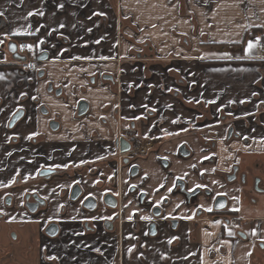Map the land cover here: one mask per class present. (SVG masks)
Returning a JSON list of instances; mask_svg holds the SVG:
<instances>
[{"label": "crops", "instance_id": "obj_1", "mask_svg": "<svg viewBox=\"0 0 264 264\" xmlns=\"http://www.w3.org/2000/svg\"><path fill=\"white\" fill-rule=\"evenodd\" d=\"M0 12V188L21 178L26 184L18 197L37 191L48 202L44 221L21 226L23 242L14 252L1 239L24 214L18 199L16 210L3 204L9 191L0 194V263L251 264L258 249L264 253V202L258 204L249 188L258 179L264 193V27H258L264 25V0H0ZM22 38L46 57L37 72L21 69L16 42ZM249 41L256 46L246 52ZM81 102L89 110L77 119ZM19 112L22 119L10 128ZM54 120L58 131L50 126ZM126 128L163 142L136 161L140 175L134 180L130 167L123 168L124 189L140 185L122 212L100 203L93 215L81 202L62 200L60 190L64 196L74 181L67 176L37 179L43 168L83 166L77 177L85 197L102 202L116 169L106 158L119 150L116 138ZM183 146L187 157L180 154ZM234 166L247 174L240 198L233 194L237 184L226 180ZM178 181L239 203L242 220L255 223L248 239L222 238L219 223L196 218ZM139 193L161 207L164 218L143 210L135 200ZM117 213L122 222L107 226ZM172 219L179 220L177 228ZM45 220L58 222L61 232L36 245Z\"/></svg>", "mask_w": 264, "mask_h": 264}, {"label": "flooded vegetation", "instance_id": "obj_2", "mask_svg": "<svg viewBox=\"0 0 264 264\" xmlns=\"http://www.w3.org/2000/svg\"><path fill=\"white\" fill-rule=\"evenodd\" d=\"M18 41L16 42V47H17ZM34 52L37 53L35 50H34ZM42 57H44V56L37 54V61H38L37 71L39 70V66H40L41 62L44 61V60L40 59ZM37 71H35V72H37ZM24 72H26V71H24ZM53 89H54L53 85L50 84L49 90L53 91ZM57 94L61 95V90H58ZM46 111L47 110L45 108L42 109V112L45 114L48 113ZM75 115H76L77 119H81L83 117V116L79 115V109L76 110ZM22 117H23L22 112H19L18 114L13 116V118H11V120L9 122L10 128H13L14 126H16L18 124V122L22 119ZM50 126H51L52 130H54V131H58L60 128L59 123L55 120L50 123ZM192 131L197 133L198 127L196 126L195 128H193ZM127 134H132V135L138 137V135L134 132V130H131L129 128L128 129L127 128L122 129V130L120 129V131L118 132V136L116 138L117 139V145L119 146V150L116 153H113L106 158V161L109 162V164H111L112 166H116V169H114L115 170L114 171L115 177L110 182V187L112 188V190L105 194L104 198L102 199V202H100L99 200H97L93 196H86L85 197L84 190L81 187V185L79 184V180L77 177L78 172L81 170V168L83 166L82 167L81 166H75V167H73L67 171H58V170H54V169H50V168H43L40 170V172L37 176V179L50 180L53 177H60L61 178V177L67 176L72 181L73 180L74 181H73V184L71 185L70 189L65 190L64 196L61 194V190H60V198H62V200H66L69 204H72V205L77 203V202H81L84 211L87 213L93 214V215H96V213L100 207V203L105 205L107 208H109L111 210H114L117 212L118 211L122 212V210L125 209L127 203L130 202L129 192L131 194L137 193L138 189H139L138 186L140 185V184L125 185V188L127 189V191H126V189H124V187H123V182H122V170H123V168L130 167V174L132 176L131 179L134 180L135 178H137L140 175V169L135 164L136 161L148 157L152 152L158 151L160 146L162 145V142H163V139L160 137L159 138L158 137L157 138H151L150 140L153 141V145L146 155L142 156V155H137V154H130V152L132 150V144L130 143ZM122 141H127L130 144V149L128 151H122V148H121V142ZM33 144L37 145L38 140H35ZM180 154L183 157H187L190 155V152L187 150L186 146H183L180 149ZM42 157H43V155H42ZM88 168L90 170L95 169L93 164H89ZM226 180L231 185L237 184V186L234 187L233 194L235 196H237V198H240V196L242 195V186H243V184L245 185L247 182V174L240 175L238 166H234L231 169L230 173L226 176ZM24 181L25 180H22L21 178H17L15 180L14 184H11L7 187L2 186L0 188V194L1 195L5 191H9V193L6 194L3 198V204L6 207H9L13 210H16V209H18L17 204H16V200L18 199L19 203H20V208L24 214L23 220L16 221V222H14V224L12 223V225L15 228H18V230L15 228L11 229V230H13V232L10 234H7L6 236L4 235L5 237L3 236L1 239V240H4V241H1V245L6 244L5 247H11L12 246L13 247L12 250H14V252L16 251V247H19V246L21 247L22 242H23V240H22L23 235L20 233L21 232V230H20L21 226H24L27 223H29V224H34V223L38 224L39 223L40 224L43 220L42 217L45 215V212H46V209L48 206L47 200L40 194V192L25 191L19 197L16 195L17 190L21 189L23 187V185L26 184V182H24ZM146 181H147L146 177H143L141 180V185L144 186L146 184ZM259 183L260 182L258 179H256L254 181L252 189L250 188V194H253L252 191H255L256 193H260L261 188H260ZM177 187H178L179 191L184 194V196L186 198V202H185L186 205L194 206V209L196 212V218H200L201 216H204L207 219H210L211 221H214L215 223L220 224V226H221V237L222 238L223 237H229V238H234L236 240H238V239L239 240H246L249 237V233L247 232V228H249L251 230L255 228V223H253L252 221L242 220L240 209H239V211H233L232 210V209L238 208V206L240 204L237 203V205H238L237 206L233 202V199L231 200L230 197H228L224 194L214 196V194L210 190H207L204 192H202L201 189H196L194 191L188 190L186 184L183 181H178ZM200 196L204 197L203 201L199 200ZM220 198L224 199L225 201L218 202V200ZM135 200L137 201V203L140 205V207L143 210L149 211L155 220H160L161 218H164L165 213H164L163 209L159 206H152V203L150 201H148L147 195L145 193H141V194L139 193L138 195H135ZM250 201L255 202L253 199H250ZM110 204H114V205H110ZM221 204L224 206L220 207ZM201 205H203V207H200ZM209 207L212 208L211 212L205 210ZM65 212H66V207H65V205H63L62 210H61L62 215H64ZM4 220H5V216L3 215V213H1L0 214V228H1V230L3 229L2 224L4 223ZM38 220H40V221H38ZM120 222H122L121 213H119V214L117 213V216L115 217V219L113 221L107 222V226L113 227L114 223L118 224ZM9 225H11V223H9ZM171 225L173 228H177V226L179 225V220L178 219H172ZM157 227H158L157 221H153L150 223V225H149L150 235H152V236L156 235V233L158 232ZM52 232L53 233L55 232V234L53 236L51 235ZM60 232H61V227H60V224L58 222H56L54 220H51V221L45 220V225L41 226V228L38 227L37 238H36L37 242L35 241V244L36 243L39 244L41 242L42 238L56 239L59 236ZM229 232L232 233L231 236L228 235ZM5 233H7V232H5ZM0 236H1V233H0ZM19 250L22 251V249H19ZM258 250H259L258 253L254 254V256L252 257L251 264H264V253L261 252V249H258ZM0 264H2V263H0Z\"/></svg>", "mask_w": 264, "mask_h": 264}, {"label": "built area", "instance_id": "obj_3", "mask_svg": "<svg viewBox=\"0 0 264 264\" xmlns=\"http://www.w3.org/2000/svg\"><path fill=\"white\" fill-rule=\"evenodd\" d=\"M26 45H32L28 40L22 39L18 41L17 53L22 58L20 66L23 71L35 72L37 71V54L32 49L29 50ZM262 46V44H260ZM130 143L132 144V150L130 154L146 155L153 145V141L150 139H139L138 137L127 134Z\"/></svg>", "mask_w": 264, "mask_h": 264}, {"label": "snow or ice", "instance_id": "obj_4", "mask_svg": "<svg viewBox=\"0 0 264 264\" xmlns=\"http://www.w3.org/2000/svg\"><path fill=\"white\" fill-rule=\"evenodd\" d=\"M59 7L60 8H63V4H61V5H59ZM34 14H36V13H32V12H29L28 13V15L29 16H32V15H34ZM39 15H41V16H43L44 15V13H42V12H40V13H38ZM3 15V13L2 12H0V16H2ZM41 27H43V25H41ZM60 27H63V25H60ZM153 27H155V25H153ZM258 27H264V25H258ZM40 31V28H37L36 29V32H39ZM89 31H91L90 29H89ZM259 40H260V38L259 37H256V43H259ZM45 41L43 40V39H41L40 41H39V44H43ZM0 43H3V41H0ZM97 43H99V41H97ZM39 44L37 45V47L39 46ZM256 46V44L255 43H253L252 41H249L248 42V45H247V48H246V52H250L254 47ZM26 47L29 49V50H31L32 49V45H26ZM14 50V49H13ZM102 59H108V57H101ZM73 59H80V57H73ZM113 59H114V57H113ZM169 91H171V89H169ZM253 95H255V93H253ZM209 103H214V101H209ZM241 103H243V101H241ZM137 119H139V117H137ZM173 123H176V121H173ZM185 131H186V129H185ZM28 139H31L32 138V136L30 135V136H28L27 137ZM204 159H208V157H205ZM54 167H56V168H59V167H68V165H55ZM192 167H195V165H192ZM18 174V173H17ZM201 174H203V173H201ZM183 177H181V179H182ZM15 182V180H13L12 181V183H14ZM213 183H216V181H213ZM5 187H7V186H9V185H4ZM161 187H163V185H161ZM173 187H175V185H173ZM200 187H206V186H203V185H196V188H200ZM168 191L169 192H171L172 191V189L171 188H169L168 189ZM192 191H194V189L192 190ZM218 195H220L219 193H218ZM235 199V198H234ZM224 205H220V207H223ZM176 207H179V205H177ZM200 207H203V205H201ZM206 211H209V212H211L212 211V208L211 207H209V208H207V209H205ZM233 211H239V208H235V209H232ZM142 219H150L149 217H141ZM192 217H187V219H191ZM12 219H15V217H13ZM109 219H111V217H109ZM129 219H131V216L129 217ZM228 235H232V233L231 232H229L228 233ZM252 235H256V232H255V230H253V232H252ZM178 239V238H177ZM172 241L170 240L169 241V243H171ZM96 251H99V249H96ZM132 251V249L130 248L129 249V252H131ZM251 253H249V255H250ZM47 259H57V257H55V256H49V257H47Z\"/></svg>", "mask_w": 264, "mask_h": 264}, {"label": "water", "instance_id": "obj_5", "mask_svg": "<svg viewBox=\"0 0 264 264\" xmlns=\"http://www.w3.org/2000/svg\"><path fill=\"white\" fill-rule=\"evenodd\" d=\"M41 60H45L46 59V57H42V58H40ZM78 109H79V115L80 116H84L87 112H88V110H89V106H88V104L86 103V102H81L80 104H79V107H78ZM121 148H122V151H128L129 149H130V144L127 142V141H122L121 142ZM108 200V199H107ZM220 201H225L224 199H222V198H220L219 200H218V202H220ZM110 205H114V204H110ZM55 234V232L53 233H51V235L53 236Z\"/></svg>", "mask_w": 264, "mask_h": 264}, {"label": "rangeland", "instance_id": "obj_6", "mask_svg": "<svg viewBox=\"0 0 264 264\" xmlns=\"http://www.w3.org/2000/svg\"><path fill=\"white\" fill-rule=\"evenodd\" d=\"M249 188L252 189V187H249ZM252 192H253V194H254L256 200L258 201V204L264 202V193L261 194V193H256L255 191H252ZM249 208H250V207H249Z\"/></svg>", "mask_w": 264, "mask_h": 264}, {"label": "trees", "instance_id": "obj_7", "mask_svg": "<svg viewBox=\"0 0 264 264\" xmlns=\"http://www.w3.org/2000/svg\"><path fill=\"white\" fill-rule=\"evenodd\" d=\"M256 34H257V31H256V30H253L251 36H254V35H256ZM22 39H27V38H22ZM262 39H263V38H262Z\"/></svg>", "mask_w": 264, "mask_h": 264}]
</instances>
